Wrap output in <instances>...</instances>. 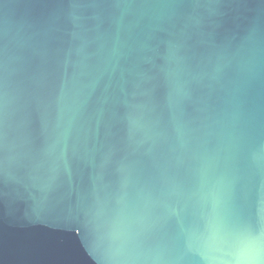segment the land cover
<instances>
[{"label": "water", "instance_id": "95a60500", "mask_svg": "<svg viewBox=\"0 0 264 264\" xmlns=\"http://www.w3.org/2000/svg\"><path fill=\"white\" fill-rule=\"evenodd\" d=\"M0 264H264V0H0Z\"/></svg>", "mask_w": 264, "mask_h": 264}]
</instances>
